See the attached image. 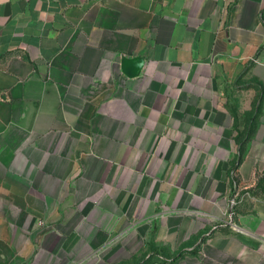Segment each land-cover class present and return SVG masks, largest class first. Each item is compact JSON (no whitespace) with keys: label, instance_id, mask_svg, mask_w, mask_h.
<instances>
[{"label":"crops","instance_id":"crops-1","mask_svg":"<svg viewBox=\"0 0 264 264\" xmlns=\"http://www.w3.org/2000/svg\"><path fill=\"white\" fill-rule=\"evenodd\" d=\"M263 184L264 0H0V264H264Z\"/></svg>","mask_w":264,"mask_h":264},{"label":"water","instance_id":"water-1","mask_svg":"<svg viewBox=\"0 0 264 264\" xmlns=\"http://www.w3.org/2000/svg\"><path fill=\"white\" fill-rule=\"evenodd\" d=\"M144 65V59L141 57L125 58L121 62V71L129 78L138 76Z\"/></svg>","mask_w":264,"mask_h":264},{"label":"built area","instance_id":"built-area-1","mask_svg":"<svg viewBox=\"0 0 264 264\" xmlns=\"http://www.w3.org/2000/svg\"><path fill=\"white\" fill-rule=\"evenodd\" d=\"M237 203H238V196L235 197L230 203V208L226 213L224 225L229 226L233 228L235 231L239 232L242 229L235 223V210H234Z\"/></svg>","mask_w":264,"mask_h":264},{"label":"trees","instance_id":"trees-1","mask_svg":"<svg viewBox=\"0 0 264 264\" xmlns=\"http://www.w3.org/2000/svg\"><path fill=\"white\" fill-rule=\"evenodd\" d=\"M184 253H181L179 256H177L176 258H174L173 260L169 261L170 263H175L178 260H180L183 257Z\"/></svg>","mask_w":264,"mask_h":264},{"label":"rangeland","instance_id":"rangeland-1","mask_svg":"<svg viewBox=\"0 0 264 264\" xmlns=\"http://www.w3.org/2000/svg\"><path fill=\"white\" fill-rule=\"evenodd\" d=\"M258 188H259L260 192L262 191L263 196H264V184L261 187H258Z\"/></svg>","mask_w":264,"mask_h":264}]
</instances>
